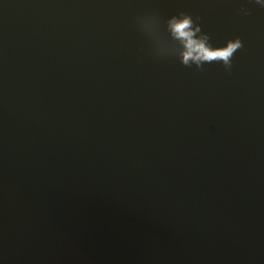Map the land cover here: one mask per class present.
Returning a JSON list of instances; mask_svg holds the SVG:
<instances>
[{
  "label": "water",
  "instance_id": "95a60500",
  "mask_svg": "<svg viewBox=\"0 0 264 264\" xmlns=\"http://www.w3.org/2000/svg\"><path fill=\"white\" fill-rule=\"evenodd\" d=\"M0 264H264V4L0 0Z\"/></svg>",
  "mask_w": 264,
  "mask_h": 264
},
{
  "label": "clouds",
  "instance_id": "9594fccd",
  "mask_svg": "<svg viewBox=\"0 0 264 264\" xmlns=\"http://www.w3.org/2000/svg\"><path fill=\"white\" fill-rule=\"evenodd\" d=\"M256 2L264 4V0H256ZM169 27L173 36L184 45L181 62L187 66H191V63L195 62L197 67L201 68L204 61L223 58L225 67L230 68L231 54L237 48L242 47V41L237 38L235 41H230L227 51L212 49L208 44L206 34L196 36V32L200 31V27L192 16L187 13L182 12L179 17L173 16L169 21Z\"/></svg>",
  "mask_w": 264,
  "mask_h": 264
}]
</instances>
